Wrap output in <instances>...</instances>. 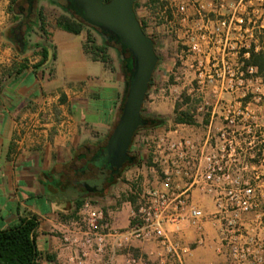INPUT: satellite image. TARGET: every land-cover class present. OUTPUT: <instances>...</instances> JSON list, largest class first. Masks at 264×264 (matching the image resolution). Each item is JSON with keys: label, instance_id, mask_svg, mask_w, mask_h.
Segmentation results:
<instances>
[{"label": "crops", "instance_id": "0c3cea01", "mask_svg": "<svg viewBox=\"0 0 264 264\" xmlns=\"http://www.w3.org/2000/svg\"><path fill=\"white\" fill-rule=\"evenodd\" d=\"M146 2V7L140 8L141 17L137 16V6L135 9L136 17L144 25L151 17L147 5H154ZM194 2L204 5L206 10L220 11L215 0ZM9 5L10 0H0V230L16 224L22 217L35 215L39 222L36 230L39 264H127L132 251L161 264L164 250L155 241L132 240L121 248L111 243L101 256L88 251L81 263L78 246L61 241L60 233L67 227L63 217L72 212L63 191L74 176L68 173L67 165L81 145L113 127L120 110L124 78L119 77L121 71L92 60L84 51V31L74 34L57 21L49 24L46 36L39 34L33 42L34 50L17 48L7 35V29L17 19L9 11ZM188 11L192 21L198 18L196 6H189ZM154 28L163 30L164 26L158 24ZM181 31L177 29L178 34ZM148 36L154 39L157 51L159 39L154 33ZM42 48L51 49L54 57L36 67L42 61ZM46 98L50 105L40 113L39 107ZM164 125L142 131L148 134L163 129ZM172 134L177 136L174 130ZM131 145L140 150L137 152L140 163L123 172L128 192L132 179L129 174L133 170L138 172L134 176H142L140 181L145 186L155 184L148 164L141 162L146 151L143 143L133 140ZM192 201L205 213L200 230L185 223L172 236L181 238L191 248L184 263L200 264L209 254L207 245L212 228L217 229V225L208 222L214 210L211 195L194 189ZM131 207L130 200L125 199L119 211L113 212V224L120 233L129 224ZM72 235L80 237L81 233L77 228ZM198 239L205 242L204 246L195 245ZM111 247L113 252L109 251ZM215 258L222 260L218 254Z\"/></svg>", "mask_w": 264, "mask_h": 264}, {"label": "built area", "instance_id": "2783aa9c", "mask_svg": "<svg viewBox=\"0 0 264 264\" xmlns=\"http://www.w3.org/2000/svg\"><path fill=\"white\" fill-rule=\"evenodd\" d=\"M249 4L250 0H236L228 5L226 14H219V17L212 19L209 14L214 11L206 10L204 5H197L193 0H159L153 5L157 10L155 16L145 25V33L151 34L149 29L155 24H167L174 33L179 25L182 26L185 29L184 37L190 42L189 50L199 56L198 67L203 66L201 56L208 58L213 52L211 47L215 43L219 45L222 69L229 79L220 88L232 93L233 90L243 89L244 77H251L257 71L255 66L245 64L251 44L244 47L245 52H230L233 47L229 46L232 39L241 42L243 37H250L254 48H260L253 39L254 26L249 27L246 22L248 8L252 6ZM193 5L196 6L198 18L192 21L188 7ZM253 10L254 8L251 11ZM257 27L264 28V25ZM230 54H240L241 59L236 61L234 68L223 60L224 55ZM212 67L214 69L211 70L217 73L216 64H212ZM241 103L242 101L237 100L234 104L228 103L224 106V126L218 128L215 134L211 133L210 128L214 116L212 113L202 144L187 136H171V131L142 134L140 141L150 153L148 169L155 184L147 187L138 176L131 179L129 195L134 196V202L131 203L129 224L121 233L115 228L109 212L107 215L101 209L93 208L88 200H84L78 211L83 224L79 229L81 236L72 239L64 237L65 242L77 245L80 249L79 263L90 250L101 256L111 243L115 248H121L132 240H139L160 243L164 250L163 257H160L164 258L160 260L161 264H184V257L190 247L181 238L172 236V233H178L185 223L195 225L200 230V222L205 218V213L192 201L194 189H200L212 196L214 210L210 216L226 221L227 226H232L241 214L255 210V185L252 179L241 173L242 162H239V155L252 149L251 141L248 142V147L238 146L235 138L240 133L229 126L243 118ZM49 105L50 101L46 98L39 107L40 113ZM174 133L177 131L174 130ZM137 137L136 131L132 142L138 141ZM262 142L264 143V139ZM200 242L201 239H198L197 243ZM109 251L114 250L111 247ZM127 264L147 263L141 255L131 254L127 258Z\"/></svg>", "mask_w": 264, "mask_h": 264}, {"label": "rangeland", "instance_id": "374dc122", "mask_svg": "<svg viewBox=\"0 0 264 264\" xmlns=\"http://www.w3.org/2000/svg\"><path fill=\"white\" fill-rule=\"evenodd\" d=\"M235 1L215 0L214 4L218 3L217 8L220 11H215L213 12L214 14L211 13L210 17L216 19L219 17V14H226L228 5ZM250 2L251 4L249 5L252 6L248 8L249 14L246 22L249 27L254 26L252 31L253 39L260 46L262 36L264 40V32L257 26L260 24L264 25V0H250ZM146 3V0H138L137 16L141 17L140 8H145ZM43 4L44 15L42 26L40 30L38 29V32L34 31L33 35L30 36L29 40L31 43L38 40L39 34L46 36L49 24L55 23L62 16H66L65 12L56 6L46 1ZM147 7L146 9H148L149 14L151 13L150 21L155 16L157 8L153 5H147ZM163 26L164 32H162V29L156 30L154 28L156 24L152 25L149 29V32L154 33L156 35L155 38L159 39L157 53L162 59L157 64L158 67L157 69L155 68L156 70L152 75L151 85L143 102L144 106L141 114L143 116L165 118L167 121L163 129L156 130L155 132L151 130L150 134L171 131L170 135L173 136L172 131L176 129L177 133L175 135L187 136L193 141L202 144L208 132L207 125L212 113L214 116L210 128L211 133L215 134L218 128L224 126L222 118L224 106L228 103L234 104L235 101L240 100L242 101L240 109L243 111V118L235 121L233 124H229V126L240 133L235 138L238 146L248 147L249 141H251L250 145L252 146L251 150L245 149L246 151L239 155V162H242L243 169L240 170L241 173L245 177L252 179L255 185V210L241 214L232 226H227L224 220L209 216L208 222L210 225L216 224L217 229L212 228L207 245L209 246V254L204 256L200 264H264V143L262 142L264 139V79L259 76L255 77V74L251 77L245 76L243 89L233 90L232 93L222 90L220 88L221 85L225 86L229 79L228 74L224 73L222 69L221 47L215 43L211 47L213 51L211 55L208 58L202 55L200 58L205 68H202L203 66L198 67L197 58L199 56L189 50L188 45L190 42L184 37L185 29H182V26L179 25L178 29H182V33L178 34L171 31L167 24H163ZM152 28H154L153 31ZM83 31L84 42L86 36L89 35L91 40L89 45L101 43L102 39L91 26L85 27ZM251 39L250 37H243L241 42L232 39L229 42V46L233 47L230 52H241V50L245 49L244 47L254 43ZM105 52L109 59L108 64L113 67L112 69L120 72L121 64L118 54L111 46H108ZM240 59V54L223 56L224 62L227 61L232 68H234L236 61H240ZM212 64H216L217 73L211 70L214 69ZM119 77L123 79V74L119 73ZM186 98H188L187 101ZM176 103L180 104L179 111H190L195 120L193 124L182 125L174 122V106ZM243 107L246 108L244 109ZM120 113V110H118L114 118L115 122H117ZM113 128L114 125L100 135L98 134L91 138L87 143L90 146H93L95 142L102 143L106 137L105 135L109 134ZM143 132L142 128L139 129L138 140L144 134ZM136 145H138V142ZM136 145H131L132 151L135 153L140 151ZM150 161V153L146 150L141 158V162L150 165ZM135 173L138 172L133 170L129 174L132 179ZM138 177L142 178L140 174ZM126 183V176L123 173L119 181L107 190L105 196H87L85 200H88L93 208L101 209L107 215L109 212L112 217L111 220L113 219L114 222L113 212H118L124 200L129 199ZM130 183L132 185V182ZM78 211L76 213H68L63 217V220L67 222V227L66 231L59 232L61 241L65 242L64 237L70 239L76 237L72 235V231L82 227V216ZM65 243L68 244L67 242ZM204 244L205 242L202 239L200 243L195 242V245L199 246H204ZM217 254L222 256L221 261L216 260L215 256ZM132 255H141L147 264H158L156 261H151L146 256L139 254V252L132 251Z\"/></svg>", "mask_w": 264, "mask_h": 264}, {"label": "trees", "instance_id": "16d2710c", "mask_svg": "<svg viewBox=\"0 0 264 264\" xmlns=\"http://www.w3.org/2000/svg\"><path fill=\"white\" fill-rule=\"evenodd\" d=\"M15 0H10L13 2ZM107 1V0H104ZM150 3L156 4L159 0H149ZM138 4V0L134 2L133 9L135 12L136 6ZM9 11L14 13V8L9 5ZM41 16V26H42ZM59 25L74 34H80L85 27L91 26L84 19L79 20L74 17L62 16L57 20ZM142 30L145 32V25L142 21L139 20ZM261 31L264 32V28H261ZM153 42L155 47L154 39L149 36ZM110 43L104 41L102 39L101 43L91 44L89 45L90 36L87 35L85 38V42L83 44L84 51L91 57L92 60L101 61L105 64H108L109 59L105 54V49L108 46H114V44H119L116 42V39L111 34ZM260 48L256 50L254 48V44L252 43L248 49L249 57L245 59L246 65H253L257 68L255 73L256 76L264 79V40L263 36L260 39ZM36 46V45H35ZM121 50L125 54V62L121 64V72L124 78V95L121 99L120 104V112L122 106L125 101V96L129 87L130 77L133 71V62L131 59V55L129 51L123 48L119 44ZM42 61L36 66L39 67L44 61L48 59V50L42 48ZM156 51V48H155ZM245 52V50H242ZM157 53V51H156ZM158 62L161 61V56L157 53ZM54 55H52V58ZM151 81V80H150ZM151 83L149 82L148 90L150 88ZM148 92V91H147ZM147 96V94H146ZM145 96V98H146ZM188 98H186V101ZM180 104L176 103L174 106V122L177 124H193L195 120L192 117V114L189 110L179 111ZM143 124L137 129V131L141 128H156L163 126L167 119L165 118H157L152 116H143ZM207 122V121H205ZM116 122L114 123L115 126ZM113 126V125H112ZM112 131L109 132L108 135L104 138V141L95 142L93 146L97 147V154L92 159H87L84 151L90 145L88 143L81 145L77 151L74 153L73 160L71 163L67 165L68 173L73 174V178L68 183V185L63 189L64 193L69 199L70 209L72 212L76 213L80 207L82 206L85 198L87 196H95L101 197L105 196L107 190L116 184L121 178L124 170L128 167L137 165L140 163V157L137 153L132 151V147L130 145L128 150V157L126 161L123 163L120 169L113 170L112 172L109 168L101 162L100 154L104 153V146L110 136ZM76 183L73 184V182ZM80 181L85 182L88 186L85 187L80 185ZM129 200L131 203L134 202V196L129 195ZM39 226V222L35 215H31L29 217H22L16 224H13L7 228L0 230V264H39V252L36 244V230Z\"/></svg>", "mask_w": 264, "mask_h": 264}, {"label": "water", "instance_id": "95a60500", "mask_svg": "<svg viewBox=\"0 0 264 264\" xmlns=\"http://www.w3.org/2000/svg\"><path fill=\"white\" fill-rule=\"evenodd\" d=\"M136 0H71L91 26L110 32L133 62L129 87L119 118L104 146L106 162L121 168L137 129L143 124L142 106L158 62L153 40L142 30L133 5ZM52 57L48 49V59Z\"/></svg>", "mask_w": 264, "mask_h": 264}, {"label": "flooded vegetation", "instance_id": "af4514ba", "mask_svg": "<svg viewBox=\"0 0 264 264\" xmlns=\"http://www.w3.org/2000/svg\"><path fill=\"white\" fill-rule=\"evenodd\" d=\"M48 2L60 10H63L68 17H74L79 20H83V17L78 9L74 7L71 0H15L10 2V6L14 8V16L17 17L16 22L7 29L8 37L13 41L17 48L22 50H34L35 46L29 42L30 36L33 35L34 31L38 32L41 29V16L44 15L43 6L44 2ZM101 39L110 43L109 39L111 33L97 26H91ZM112 48L118 54L120 64L125 62V54L121 50L119 44H114ZM97 147L90 146L84 151L87 159H92L97 154ZM101 162L105 164L109 170H117L115 167L110 166L106 162L105 153L100 154ZM120 169V168H119ZM80 185L85 187L88 186L85 182L80 181Z\"/></svg>", "mask_w": 264, "mask_h": 264}]
</instances>
